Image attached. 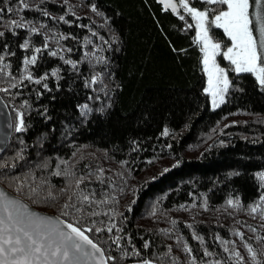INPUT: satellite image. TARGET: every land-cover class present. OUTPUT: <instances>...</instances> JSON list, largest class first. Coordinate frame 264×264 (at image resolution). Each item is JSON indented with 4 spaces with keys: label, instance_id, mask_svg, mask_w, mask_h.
Instances as JSON below:
<instances>
[{
    "label": "trees",
    "instance_id": "obj_1",
    "mask_svg": "<svg viewBox=\"0 0 264 264\" xmlns=\"http://www.w3.org/2000/svg\"><path fill=\"white\" fill-rule=\"evenodd\" d=\"M79 2L73 0V3ZM84 2H95L109 19L104 21L83 6L78 10L80 20L77 23L60 22L59 27L73 31L82 39L89 31L81 25L93 19V26L108 41L103 43L98 37H92L104 49L98 54L109 61L107 68L112 75L105 80L109 84L108 95L100 92V100L89 99L93 89L68 71L62 73L59 88L55 77H49L51 90L41 88L44 94L38 99L34 91L30 93L33 109L29 131L24 136L27 154L25 160L19 161L17 168L11 171H26L28 166L45 156L52 158L54 168L56 155L68 158L74 151L85 156L78 167L91 164L95 168L99 164L106 170L111 169L109 179L113 183L106 187L114 191L122 189L116 207L126 217L116 219L138 247L142 248L145 239L153 242L151 248L142 249L145 256L166 250V245L171 244L173 252L186 261L188 254L176 246L173 238L175 234L183 233L193 247L198 264L201 260L227 259L217 235L230 242L236 241V246L244 251L240 238L231 231L233 227H238L249 242L256 245L257 233L264 236L261 227L264 221L243 211L233 216L230 206L225 205L230 196H239L247 204L260 194V181L255 173L264 172V91L260 90L255 77L249 73H230L240 88L230 89L226 102L213 109L210 98L202 91L206 86V75L202 71L199 48L193 40L195 31L185 30L184 22L176 14L163 10L158 0ZM47 6L54 13L60 12L61 6L55 0H49ZM24 15L55 23L35 10H25ZM213 32L218 39L228 41L222 29L213 27ZM113 34L116 39L112 38ZM25 35L22 29L18 37L7 34L16 52L14 57H8L13 62L14 72L24 54L18 43ZM34 39L40 41L41 37L36 35ZM64 43L76 49L71 55L79 59L83 46L71 37ZM108 44H111L110 48ZM89 47L94 48V45ZM223 63L227 65L228 62L223 60ZM57 64L65 70L68 67L59 58L47 55L42 67ZM98 67L103 69L104 65ZM81 70L87 75L88 64L82 65ZM113 83L119 86L113 88ZM31 88L29 85L22 90L26 98ZM85 102L93 109L87 117L77 107ZM102 104L104 110L98 111ZM44 107H47L50 119L38 114ZM165 127L170 130L168 136L161 134ZM38 137L43 138L42 144L36 142ZM221 140L225 143H219ZM132 141H136L138 147ZM9 144L19 147L15 139ZM12 151L10 148L8 154ZM5 155L3 153L0 159ZM120 160H127V165H121ZM116 170L125 175H115ZM6 171L9 170L0 169V174ZM39 171L37 169L38 174ZM51 179L58 183L62 178L52 176ZM0 183L13 192L7 183L2 180ZM204 194L208 197L207 210L198 206L203 203ZM157 201L159 208L156 216H152L149 213ZM130 202L132 207L129 209L126 205ZM180 204L185 207L179 208ZM32 205L51 211L45 205ZM226 207L228 211L224 210ZM161 209H166L167 214ZM169 218L178 219L177 233L160 231L171 227ZM185 221L204 237L203 246L193 238V228ZM234 221L240 222L234 224ZM248 224L256 231L249 229ZM204 247L213 255L205 256Z\"/></svg>",
    "mask_w": 264,
    "mask_h": 264
},
{
    "label": "snow or ice",
    "instance_id": "obj_2",
    "mask_svg": "<svg viewBox=\"0 0 264 264\" xmlns=\"http://www.w3.org/2000/svg\"><path fill=\"white\" fill-rule=\"evenodd\" d=\"M55 2L61 6L59 13L49 10V0H0V5H3L0 6V38H4L0 40V85H3L0 87V93L6 94L0 96V104L7 109L6 113H0L5 115L3 126L0 127V153L6 154L4 159H0V169L9 170L0 174V180L13 188V193H10L0 187V264H198V258L193 254V247L188 239L183 233H177V218H169L171 227L162 228L160 231L165 234L177 233L173 238L176 240V246L188 254L187 260H181L180 256L173 252L171 244L166 245V250L150 252L145 256L142 249L151 248L153 242L145 239L142 248L138 247L131 234L127 233L116 219L119 217L123 220L126 217L116 207L122 189L114 191L106 187L107 184L113 183V180L109 179L112 170H106L99 164L95 168L91 164H86L83 168L78 167L80 160L85 156L76 151L68 158L56 155L54 168L52 158L45 156L34 165L28 166L26 171H11L17 168L19 161L25 160L27 154L24 136L29 131L30 113L33 109L30 93L34 91L38 99L44 94L41 88L51 90L49 77H55L58 82L56 87L59 88L62 73H73L78 79H83L86 87L93 89V93H89V99L100 100L98 93L103 92L107 96L110 90L109 84L105 83L106 78L112 75L107 68L108 58L98 54L104 49L102 44L95 43L92 37H98L103 43L108 41L93 26V19L81 25L89 31L82 39L73 31H64L59 27L60 22L67 25L77 23L80 20L78 10L83 6L90 8L92 13L102 17L104 21L109 18L95 2ZM158 2L163 10H170L184 22L185 30L195 31L193 40L199 48L202 71L206 75V86L202 91L210 98L213 109L226 102L230 89L240 88L239 84L234 83L230 73L251 74L260 90L264 91V0ZM25 10H35L55 23L50 24L48 20L40 18H28L24 15ZM214 26L223 30L228 37L227 42L215 36ZM21 29L25 30L26 35L18 43V48L23 49L24 54L14 72L13 62L8 57H14L16 52L11 47L7 34L18 37ZM36 35L41 37L40 41L34 39ZM69 37L83 46L79 59H74L71 55L76 49L64 43ZM112 38L116 39L115 34ZM90 45H94V48H90ZM108 47L110 48L111 44H108ZM45 55L59 58L68 66L67 69L59 64L42 67ZM218 57L226 60L227 65H222ZM85 63L88 64L87 75L81 70ZM100 65H104V68L100 69ZM29 85H32V88L26 98L22 90ZM118 86L112 84L113 88ZM77 107L85 117L93 110L87 102ZM97 110L103 111L104 105ZM47 113L48 109L44 107L38 114L50 119ZM169 131V128L165 127L161 134L168 136ZM12 139H15L19 147L9 144ZM36 142L42 144L43 138L38 137ZM219 143L223 144L225 141L221 140ZM132 144L138 147L136 141H132ZM10 148L13 151L8 154ZM119 163L127 165L128 161L120 160ZM176 163L179 164L180 161L177 160ZM37 169L40 170L39 174ZM115 175L124 176L125 173L116 170ZM255 175L260 181V194L256 199L245 204L239 196H230L225 205L230 206V214L233 216L243 211L264 221V172H257ZM52 176L62 179L54 183ZM135 194L134 188V197ZM32 204L45 205L51 211H37ZM198 206L208 209L206 194L203 203ZM126 207L130 209L132 203ZM178 207L183 209L185 204ZM158 208L159 201L152 205L149 214L156 216ZM224 210L229 209L226 207ZM161 211L167 214L166 209ZM185 224L193 228L191 223L185 221ZM246 226L253 232L256 231L251 224ZM261 227L264 228V225ZM231 231L240 238L244 251L236 246V241L230 242L217 235L216 238L221 241L227 259L201 260L199 264H264V236L257 233V244L254 245L238 227H233ZM192 236L203 246L204 237L194 228ZM203 251L205 256L213 255L207 247H204ZM132 257L136 259H130Z\"/></svg>",
    "mask_w": 264,
    "mask_h": 264
},
{
    "label": "water",
    "instance_id": "obj_3",
    "mask_svg": "<svg viewBox=\"0 0 264 264\" xmlns=\"http://www.w3.org/2000/svg\"><path fill=\"white\" fill-rule=\"evenodd\" d=\"M0 96H2V95L0 94ZM6 112H7V109L5 108V106L3 104H0V113H6ZM4 120H5V115L4 114H0V127L3 126ZM2 154L3 153H0V157H1ZM0 187H4L7 191H9L10 193H13L12 191H10L8 188H6L1 183H0ZM32 207L35 208L37 211H42V212H45V213L50 212V211H46V210H40V209L34 207L33 205H32Z\"/></svg>",
    "mask_w": 264,
    "mask_h": 264
},
{
    "label": "rangeland",
    "instance_id": "obj_4",
    "mask_svg": "<svg viewBox=\"0 0 264 264\" xmlns=\"http://www.w3.org/2000/svg\"><path fill=\"white\" fill-rule=\"evenodd\" d=\"M215 27V26H214ZM218 59H220L221 60V63H222V65H224V63H223V58L222 57H218Z\"/></svg>",
    "mask_w": 264,
    "mask_h": 264
}]
</instances>
